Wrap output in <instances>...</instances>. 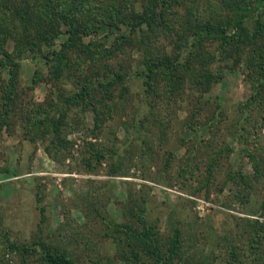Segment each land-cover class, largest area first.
<instances>
[{
  "label": "rangeland",
  "instance_id": "1",
  "mask_svg": "<svg viewBox=\"0 0 264 264\" xmlns=\"http://www.w3.org/2000/svg\"><path fill=\"white\" fill-rule=\"evenodd\" d=\"M14 1L22 9L24 0H0V27H13L12 35L0 28L9 51L22 38ZM129 1L128 11L141 13L152 0ZM223 2L230 6L229 0L172 5L167 24L137 29L111 60L95 64L72 49L73 69L58 79L46 46L23 41L28 50L14 72L16 117L11 134L0 137V264H41L39 253L47 248L75 264H144L128 225L133 232L154 228L162 240H184L175 264H240L234 247L246 246L241 255H248L252 229L264 237V105L241 110L254 89L245 57L235 64L238 50L222 56L214 40L193 46L191 29L208 18L235 32ZM30 6V18L38 20ZM31 25L32 36L44 28ZM253 30L247 26L245 36ZM67 37L61 28L53 49L60 51ZM102 39L92 31L83 41ZM252 42L244 38L242 49ZM160 61L176 68L157 70L150 86L147 70ZM76 62L101 81L109 68H122L130 79L116 87L113 100L99 93L90 99L73 78ZM4 70L0 95L11 82ZM75 94L82 98L69 103ZM45 111L51 123L27 132ZM7 238L34 252L10 250Z\"/></svg>",
  "mask_w": 264,
  "mask_h": 264
},
{
  "label": "trees",
  "instance_id": "2",
  "mask_svg": "<svg viewBox=\"0 0 264 264\" xmlns=\"http://www.w3.org/2000/svg\"><path fill=\"white\" fill-rule=\"evenodd\" d=\"M31 1L35 8L34 11L39 13L38 20L30 18L32 15L31 9L33 10V7L30 6ZM22 2L24 5L22 9L15 4V1L13 2L15 4L13 15L18 17L20 19L19 23L22 24V30L21 25L20 27L16 26V29L20 30L19 34H21L22 38L16 40L17 45L14 50L9 51L7 49L0 33V81H2L5 73L4 68L11 75V82L2 89V95H0V137L5 133L11 134L12 126L14 125L12 119L16 117L13 106L18 93L16 91L14 72L20 65V57L25 53V50H28L23 41H35L46 46L44 57H50L48 59L51 62L50 73L53 74V78L58 79L60 75L67 74L71 72L70 69H73V62L70 58L71 52H73L72 49L76 51L79 49L91 56L95 64L98 60H111L119 52L123 51L122 44L124 42L127 44L132 42L133 35L137 29H141L144 26L154 29L167 24V9L172 5L181 6L182 0H176V3H172L170 0H152L151 5L149 4L150 6L146 7L141 13L135 9L131 13L128 11L129 0H108V2L102 0H24ZM229 2L230 6L224 2L223 4L232 15L230 19L232 26L230 28L235 30L234 33H229L230 30L227 32L229 25L214 24L209 18L205 22L193 26L191 33L194 37L193 46L196 48L209 40H214L219 42L215 53L217 50L222 56L224 53L231 54V52H228L229 49L235 51L233 53H236L237 50V52H240L238 54L240 59L235 64L240 63L242 57H245L244 60L250 68V72L246 77L254 89L251 99L242 105L241 110L245 112L251 108L254 109L255 105L260 108L264 105V46H260V40L264 37V0H229ZM161 4L164 7L158 9ZM35 20L38 22L37 24ZM90 20H93V22H90ZM31 22L35 24L36 28L38 26L44 28L39 29L38 33L32 36ZM11 24V22H8L7 25L0 28L4 29V31L7 30L6 32L12 35L13 27H11ZM250 24L254 26V33L250 36H245L247 26ZM64 27L65 35L68 37L62 44L60 51H56L53 48L56 45V39L59 37L60 29ZM115 30H118L119 33L116 34ZM123 30L129 33L123 32ZM92 31H95L103 38L101 43H97L102 45L100 48L96 43L85 44L83 41ZM114 35L117 38L108 47L106 43L110 42ZM244 38H249L253 42L247 47L245 46V49H242ZM206 55L210 61L215 60L213 53L207 52ZM76 65L78 68L73 71V78L83 93L90 99H92L94 94L99 93L103 99L113 100L116 87L125 84L130 79L129 74L122 68L117 70L109 68V71H107L109 73L108 79L101 81L97 74L89 73L85 67H82L80 62H76ZM165 65L170 67L172 72L176 68V65L163 61L151 63L147 70L148 84L150 86L155 72L159 69L163 70ZM186 65H188V62ZM58 70H61L62 73L58 72ZM206 76L208 80L214 78L210 72ZM177 79L178 77L173 82H176ZM125 91H127V87L124 85V93H126ZM81 98L82 95L75 94L70 97L69 103L75 104ZM44 109L46 108H40V110ZM44 113H47V117L36 120L35 126H27V132L32 134L35 130L37 131L38 127L48 126V123H51V121L47 120L49 119L48 112L45 111ZM32 136V139H35L36 135L33 134ZM114 172L121 173V170ZM119 173L116 174L119 175ZM242 221L244 224L248 223L245 219ZM125 229L129 230L128 233L132 232L138 246V252L147 258L144 264H175L176 258L180 256L181 244L184 243V240L177 239L175 235L169 240H162L161 232H155L154 228L152 231L151 228L148 227L146 229V226H144L143 229L133 232L132 226L128 225ZM253 229L254 237H252L251 243L247 246V251L245 252H249L248 255L244 253L241 255V251L246 246H240L239 249L234 247L238 252L240 264H250L247 258H252L253 262L251 261V264H261L264 261V245L262 244L264 237L260 236V230L255 232L256 230ZM6 240L8 248L12 251H21L24 256L34 252L17 243H13L9 238ZM139 253L137 254L138 259H140ZM39 260L41 264H75L66 254L53 252L49 248L39 253Z\"/></svg>",
  "mask_w": 264,
  "mask_h": 264
}]
</instances>
